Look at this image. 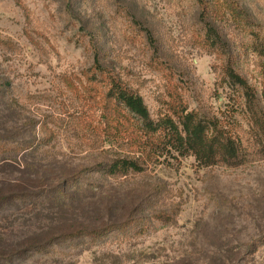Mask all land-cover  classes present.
Here are the masks:
<instances>
[{
	"label": "rangeland",
	"instance_id": "obj_1",
	"mask_svg": "<svg viewBox=\"0 0 264 264\" xmlns=\"http://www.w3.org/2000/svg\"><path fill=\"white\" fill-rule=\"evenodd\" d=\"M207 3L203 12L199 0H0V264H264V0ZM96 56L154 121L179 123L183 110L218 119L242 139L243 164L93 172L103 160L86 139L93 111L80 85ZM39 141L49 144L27 151Z\"/></svg>",
	"mask_w": 264,
	"mask_h": 264
},
{
	"label": "trees",
	"instance_id": "obj_2",
	"mask_svg": "<svg viewBox=\"0 0 264 264\" xmlns=\"http://www.w3.org/2000/svg\"><path fill=\"white\" fill-rule=\"evenodd\" d=\"M199 1L204 7L202 11L206 12L208 0ZM147 34L149 37L150 33ZM206 35L210 45L216 48L220 36L210 23H206ZM226 74L230 81L244 90L249 103L253 104L254 95L247 82L232 68H228ZM80 86L82 100L93 111L89 117L91 121L86 123L84 129L86 139L96 145L95 152L103 160L98 170L91 169L93 172H102L111 179H119L142 175L160 165L171 167L172 160L180 165L182 160L193 158L200 168L205 169L239 167L244 162L242 139L226 129L218 119L213 117L206 120L196 113L183 110L177 116L179 123L171 116H162L154 121L143 98L112 69L104 67L97 56L86 75V83ZM78 119H84V115ZM48 144L39 141L27 145L26 149L29 152L37 151ZM5 201L0 199V204ZM179 211L178 207L171 213L162 212L155 218L165 222L171 218L170 215H178ZM128 224H112L98 230L80 229L64 233L61 238L101 237ZM45 246L29 244L28 251H39Z\"/></svg>",
	"mask_w": 264,
	"mask_h": 264
}]
</instances>
